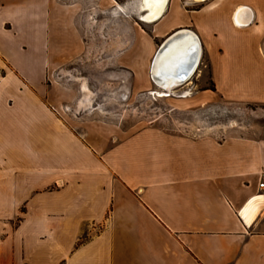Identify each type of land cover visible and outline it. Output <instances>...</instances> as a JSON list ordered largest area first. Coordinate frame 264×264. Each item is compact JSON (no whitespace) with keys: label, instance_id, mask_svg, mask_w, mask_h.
<instances>
[{"label":"crops","instance_id":"obj_1","mask_svg":"<svg viewBox=\"0 0 264 264\" xmlns=\"http://www.w3.org/2000/svg\"><path fill=\"white\" fill-rule=\"evenodd\" d=\"M89 28L131 94L175 79L173 107L264 104V0H0V264H264V134L111 142L89 88L56 73L89 52Z\"/></svg>","mask_w":264,"mask_h":264},{"label":"rangeland","instance_id":"obj_2","mask_svg":"<svg viewBox=\"0 0 264 264\" xmlns=\"http://www.w3.org/2000/svg\"><path fill=\"white\" fill-rule=\"evenodd\" d=\"M80 29L86 41V30ZM125 32L126 39H129V28ZM88 35L89 52L84 49L81 55L61 66L56 73L60 82L70 88L76 89L80 83L84 89L89 88V96H92L89 97V120L109 124L111 142L147 126L179 133L215 132L224 135L231 131L230 124H234V131L253 136L264 134V104L218 100L202 107L186 109L173 107L169 97L159 95L158 90L155 94L147 91L131 94L130 71L107 63V54L101 48L103 28H89ZM200 66L204 76L197 82L198 89L210 85L209 64L205 57ZM76 115L80 117L82 113ZM85 237L87 239L89 235Z\"/></svg>","mask_w":264,"mask_h":264},{"label":"bare ground","instance_id":"obj_3","mask_svg":"<svg viewBox=\"0 0 264 264\" xmlns=\"http://www.w3.org/2000/svg\"><path fill=\"white\" fill-rule=\"evenodd\" d=\"M145 1V3L147 2L148 4L150 3V5L155 1V0H144ZM184 33V32H183ZM185 35H188L189 37H192L194 40H196V38H195V36L193 35V34H191L190 33V31L189 32H186L185 34H174V35H172L166 42H165V44H164V47L163 48H165V47H167V46H169V44H171L173 41H177L178 39H182V38H184L185 37ZM196 42H197V40H196ZM161 53V52H160ZM158 56H157V59L155 60V62H157L158 60H159V55L160 54H157ZM198 58V57H197ZM192 68V67H191ZM191 68L189 69V72H190V70H191ZM178 82V80H175V79H171V80H169V81H166L165 83H163V85L167 88V90H163V91H159L158 90V92L157 91H151L153 94H155V92H157L159 95H167V93L168 92H170V88H171V85H173V84H175V83H177Z\"/></svg>","mask_w":264,"mask_h":264},{"label":"built area","instance_id":"obj_4","mask_svg":"<svg viewBox=\"0 0 264 264\" xmlns=\"http://www.w3.org/2000/svg\"><path fill=\"white\" fill-rule=\"evenodd\" d=\"M257 187L260 191L264 192V176H261L259 178V181L257 183ZM102 224L94 225V228H97L96 230H99L101 228Z\"/></svg>","mask_w":264,"mask_h":264},{"label":"water","instance_id":"obj_5","mask_svg":"<svg viewBox=\"0 0 264 264\" xmlns=\"http://www.w3.org/2000/svg\"><path fill=\"white\" fill-rule=\"evenodd\" d=\"M163 47H164V46L161 47V49L159 50V53L162 51L161 54L165 55V54H164L165 52H164V50H163V49H164ZM163 55H162L161 58H159V59H160V61L163 60V62H165V61H164V57H163ZM157 56H158V55H157ZM157 56L154 58V60L157 59ZM195 61H196V54H195L194 57L192 58V62H191V64L193 65V63H194ZM192 65H191V67H192ZM191 67H190V68H191ZM181 75H182V74H181ZM181 75H180V76H181Z\"/></svg>","mask_w":264,"mask_h":264},{"label":"trees","instance_id":"obj_6","mask_svg":"<svg viewBox=\"0 0 264 264\" xmlns=\"http://www.w3.org/2000/svg\"><path fill=\"white\" fill-rule=\"evenodd\" d=\"M85 239H86V237H85V236L81 237V238L79 239V241L77 242V244H80V243H82V242H83Z\"/></svg>","mask_w":264,"mask_h":264}]
</instances>
